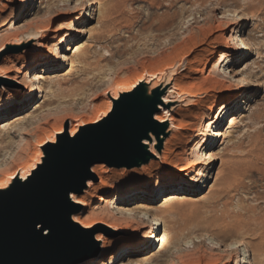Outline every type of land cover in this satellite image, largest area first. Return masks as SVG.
<instances>
[{"label": "rangeland", "instance_id": "obj_1", "mask_svg": "<svg viewBox=\"0 0 264 264\" xmlns=\"http://www.w3.org/2000/svg\"><path fill=\"white\" fill-rule=\"evenodd\" d=\"M90 1L43 0L41 5L30 4L14 16L19 18L18 24H23L24 27L51 17L49 29L63 25L71 32L82 28L85 33L77 37L71 51L63 54L65 58L61 59L65 61V65L60 63L59 69L40 68L36 71L41 77L40 86L44 92L37 93L29 107L0 119V162L6 161L3 162L4 167H0V178H13L9 177L11 171L26 163L34 151L35 163L40 151L43 153L44 146L49 142V133L57 130L61 122L77 119L82 124V127H77V131L79 127L81 130L85 126H95L91 124L102 119L105 97L110 95L114 86L124 87L116 97L124 96L134 88L153 86L158 87L165 97L166 85L170 83L173 91L175 81L186 76L181 79L183 89L196 94L197 98H191L198 99L200 103L197 106L191 105L188 110L180 109L173 115V118L181 119L185 125L184 131L176 130L175 136L180 135L177 137L175 153L180 155L171 156L169 159L174 169L168 171L163 164L154 162L152 164L157 165L151 166L143 176L150 173L156 177L159 172H163L175 180H181L206 171L208 181L204 186L200 185L199 188L189 191H168L155 200L152 212L159 217L157 231L141 255L148 252L157 254L149 264H243L244 261L241 260L244 257L247 258L245 264H252L253 261L256 263V260L252 261L253 249L264 248V0H102L101 5L93 8V19L79 20L82 8L80 3L83 2L85 8ZM234 15L245 20L236 22ZM174 20H181L178 27H171ZM191 35H194L192 41L187 39ZM232 38L236 39L235 42L242 38L251 52L240 62L239 58L230 56V53L218 47L222 42L230 46ZM8 40L7 45L0 49L1 53L7 49L1 55V60L11 50H36V53L45 42L44 39L33 40V37L22 42L13 40V37ZM194 40H198L199 46H194ZM3 41L0 38V45ZM193 46L195 50L191 49ZM188 49L190 55L188 54L186 60H190V66L199 71L190 72L183 64L170 75L163 77L162 73L176 66ZM76 52L81 57L76 61L74 59V63L69 62ZM7 55L6 58L12 60L20 57H14L12 53ZM220 56L227 57L220 70L226 69L227 74L233 75V81L235 80V83L232 82L235 93L228 97H221L217 93L225 80L211 70ZM207 57L211 59V64L204 71ZM14 65L21 67V63L14 62ZM171 75L174 77L168 80ZM240 77L248 83V87L242 92H238L239 85L236 84ZM0 79V90L13 91L19 87L17 83L8 84L2 76ZM157 79L167 80L153 83ZM175 96L166 101H172L175 105L181 101L187 106L192 100L185 101L179 95ZM237 97H240L239 103L235 102L230 107L234 113L227 122L224 123L223 119L218 127L214 125L209 128L208 125L215 122L218 114V111L213 114L209 112L214 100L220 98V106L227 107ZM158 104L159 102L155 108ZM110 106L111 101L106 115ZM31 117L35 120H31ZM93 117H96L94 122ZM28 118L29 123L25 124L23 121ZM21 121L24 124L20 135L17 132L19 126L15 125ZM154 127L162 130L156 124ZM69 129L70 126H67V137L63 139L65 142L72 140L68 135ZM217 130L223 137H219L217 144L208 150L214 155L211 166L200 164L194 169L189 167L191 161H199L193 151H190L194 144L203 138L205 140L208 134ZM191 132L198 134L194 141L187 138ZM59 134L61 133L54 131L53 137H58ZM185 148L189 150L183 151ZM32 161L25 169H28ZM100 165H105L107 172L110 171L107 173L108 184L121 183V177L112 173L117 171L108 170L117 168ZM134 173L125 175L137 176L132 175ZM145 178L135 177V186L124 192L115 207L131 206L136 202L133 200L139 198L146 188L155 187L145 181ZM153 180L156 181V178ZM76 209L79 216L87 220L86 210L80 207ZM91 211L97 218L93 223L104 221L114 227L97 230L99 235L106 238L105 245L108 241L128 238L125 230L116 229L117 226L126 225L123 218L116 215V210L108 209L103 203L95 201ZM94 226L96 225L88 228L93 229ZM163 232L169 235L167 246L170 249L167 250L159 249L158 239ZM241 238L246 245V254L243 256L240 252L236 254L234 250L235 243ZM98 244L101 247L100 241ZM137 244V240L130 243L113 264H127L134 256V251L140 250L136 249ZM99 254L94 261L100 260ZM262 259L260 258L261 261L264 260Z\"/></svg>", "mask_w": 264, "mask_h": 264}, {"label": "bare ground", "instance_id": "obj_2", "mask_svg": "<svg viewBox=\"0 0 264 264\" xmlns=\"http://www.w3.org/2000/svg\"><path fill=\"white\" fill-rule=\"evenodd\" d=\"M101 1L102 0H91L88 3V6L85 8L83 5L84 1L81 2L80 6L82 8H80L79 20L85 21V20L93 19V13H94L93 8L101 5V3H102ZM42 2H43V0H1V2H0V38H3V40H4L3 43L0 45V49H2L3 46L7 45L6 43H7V41H9L8 40L9 37H13V40H17V41H21V42L27 41V38H30V37H33V40H36V41H38L40 39L45 40V42L42 43V47L39 48L40 50L36 53H35L36 50L19 49L17 54H13L14 57L20 56L19 58L12 60L10 58H6L8 56L6 54L5 59H3V60L0 59L2 61V64L0 65V77L2 76L8 84L17 83L19 85V87L14 89L13 91L0 90V119H4V118L12 115L13 112H17V111H20V110H23V109L29 107L33 103V101L35 100L37 93L42 94L44 92V90L42 91V87L40 86L41 77L36 73V71L40 68H43L45 70L46 69L47 70L48 69H50V70L59 69L60 67L58 64H60V63H61V65H65L64 64L65 61L62 60L65 58L63 54H65L68 51H71V49H72L71 47H73L77 37H79L81 34L85 33V31H83L82 28L81 29H75L73 32H71V30L65 29L63 27V25H56L55 27H52L49 29V25L51 23V19H50L51 17H49V19L47 18L45 21L34 23L33 25L29 24L28 26H25V27L23 26V24H21V25L18 24L19 18L18 17L14 18V16L16 14L21 12L23 10V8L27 7L30 4L35 3V4L41 5ZM77 3H79V1ZM44 15H46V14H44ZM235 20H236V22L241 23L245 20V18L243 19L241 16L237 15V16H235ZM99 21H101V18ZM180 23H181V20L180 21L174 20L172 22L171 27H173V28L178 27V25ZM199 29H200V27H199ZM193 36L192 37L187 36V39L192 41L194 39ZM191 38H193V39H191ZM197 39H199V36ZM203 39H201V40H203ZM205 39H206V36H205ZM235 40H236L235 38H232V42H230V44H229L230 46H226V43L222 42V44L218 47L220 49H224L226 52L230 53V56L234 55L235 56L234 58H239V62H240L243 58H245L246 55H248L251 52L249 51V48L247 46L248 44L242 38H240L236 42H235ZM193 42H194L193 43L194 46H197L199 44L198 40H194ZM237 43H239V44L237 45ZM9 46H11V45H9ZM194 46H193V48H191V47L190 48L194 49L195 48ZM187 51L188 52L186 54H184L180 60H178L176 66L174 65L172 68H169L168 70H166L165 72L162 73L163 77L170 75L175 70L179 69V66H182L183 64H184V68L186 70L188 69L190 72L195 71L194 73H196V71H199V70H194L192 68V66H190L191 65L190 60H186L188 54L190 55V49H188ZM5 52H7V49L4 50L2 53L0 51V57ZM27 52H29L30 54H26ZM79 52H76L73 55V57L69 59V62L74 63V61H76V59L80 58L81 55ZM32 53H35V54H32ZM21 55H25V56H21ZM226 59H227V57L220 56V58L212 66V68L214 67V69H211V70H213V74L219 75L225 80L224 81L225 83H223L221 85L220 89H218V91H217V93L221 97H228L230 94L233 95V93H235V91H234L235 88L233 87V84H232V82L235 83V80L233 81V75L229 76L226 72V69L222 68L220 70L221 65L224 63V61H226ZM14 62L21 63V67H16L14 65ZM210 64H211V59L209 57H207L205 59V64H204L203 70L207 71V68L209 67ZM208 72H209V70H208ZM173 77H174V75H171L167 79L171 80V78H173ZM184 77H186V76H184ZM184 77H182V78H184ZM182 78H178L175 81V84L173 85V91H171L172 86L170 83L168 85H166V87H165L166 95H165V97H163L164 95L162 96L159 104L156 107L158 111H157V113H155V115L153 117V120L158 124V126H160V127L166 126V133H168V136L163 143V148H162L161 154H158L156 151V148H155V145H156L155 135L150 134L149 136H150L151 144L149 143V138L145 139L143 142L144 144H150L149 145V152L153 156V158L149 161L148 164H145V165L141 166L140 168H132V169H125V168L112 169V168H109L108 170L117 171V172H112V173H116L118 176L121 177L122 181L118 185L108 184L109 180H108L107 173H110V171L107 172L104 164H103L104 167L101 166L100 164H96V165L91 167L92 177L86 182V188L83 191V193L81 195H78V194H71L70 195L72 203L74 205H76V207H78V208L80 207V209L86 210V212L88 214L87 220H85V218L80 217L81 215L79 216V211L76 209V214L72 217V221L83 229H89L88 227H92L95 224L96 226H94V228H93V230L96 231L94 239L96 242H98V241L101 242L100 254H99L100 260L94 261L93 259L96 258V257H94V258H92V259H90V260H88L82 264H113V262L117 259V257H119L120 253L130 243H132L136 240L138 241L136 249H140V250L134 251V256L131 257L130 260L127 261V264H149L150 262L153 261V258H155L154 256L156 253L150 254L151 252H148V254H144V255H141V254L145 251L144 250L145 246L151 242V239H153V236L155 235V232L157 231L156 223H157L159 217L157 218L156 217L157 215H155L154 212H152L154 209L152 204L155 202V200L158 197L163 196L168 191H174L175 189L180 190V191H187V190L189 191V190L194 189V188H199L200 185L204 186L207 183L208 176L206 175V171L201 173L200 175L195 176V177L184 178L181 180H177V179L175 180L174 178H172V176L171 177L167 176L163 172H159L156 177L150 173L146 174L147 176H145V175L143 176V174H145L151 168V166L157 165L156 163L163 164V166L166 167V170L171 171L172 169H174V166L169 162L170 157L171 156L178 157L180 155L178 153H175V151L177 150L176 149L177 137L180 134L178 136H175V135H176L177 129H181L182 131H184L185 125L181 119L178 120L176 118H173V115L180 109L188 110V108L191 105L197 106L200 103V101L198 99L193 100V98H191V97L197 98L196 94H194L191 91H185L183 89L184 87H183V84L181 83ZM208 78H210V77H208ZM167 79H157L153 83L165 81ZM236 84L239 85L238 92H242L244 89H246L248 87V83H247L246 79H244L243 77H240V79L238 80V82H236ZM186 86H187V84H186ZM141 89H143V87L134 88L133 90H130L124 96L135 93ZM147 89L149 90L150 93H161L158 90V87H156V86L148 87ZM121 90H124V87H120V86L116 85V86H114L113 91L110 92V95L105 97V105H104L105 108H104V112H103L104 114L102 116V119H99L96 121V117H93V119H94L93 122L96 121L94 124L104 122L106 119H108V117L110 115L111 108L115 105V101L119 100L121 97H124V96L116 97V96H119L118 93ZM114 94H116V95L112 96ZM173 95H176V96L179 95L180 96L179 98L182 100H185V101L192 99L191 100L192 103L189 102V104H187V106H184L182 104V102L179 100H178L179 103H177L176 105L173 104L172 101L167 102L166 100L171 98ZM117 98H119V99H117ZM239 100H240V97H237L236 99H234L229 104V106L223 107V106H220L221 99L216 98L213 102L212 107L209 108V112L211 114H213L216 111H218V114L216 116L215 122L208 125L209 128L213 127L214 125H215V127H218L223 122V119H225L224 123H226L227 120L229 119V117L231 115H233V113H234L233 108L230 109V107L235 102L239 103ZM109 101H111V106H110V110H109L108 114L106 115V113L109 109ZM225 109H227V112H224ZM50 110H51V108H50ZM53 111H54V109H53ZM46 115H48V114H46ZM177 116H180V113H177ZM73 118H76V117H73ZM90 119H92V118H90ZM31 120H33V118ZM34 120H35V118H34ZM219 120H220V122H219ZM80 121H82L83 124L85 123L84 120H80ZM23 122L25 124L29 123V118L25 119ZM23 122L21 121V123L15 125V126H19L17 128V132H19L20 135L23 132V128H22L23 124H24ZM93 122H91V123H93ZM30 123H31V121H30ZM94 124H91V125H94ZM216 124H217V126H216ZM67 126H70V129L68 131L69 137L74 138L79 133V131H81V130H79V128L82 127V124H81V122H78L77 119H72V120H70V122L69 121L68 122L67 121L61 122L59 124L58 128H56L57 130H54V128H53V130L55 132L61 133V134H59L60 139H64V137L67 136V131H66ZM78 126H80V127L78 128V131H77ZM88 128H89L88 126H85L84 130H86ZM24 132H27V131H24ZM53 132L49 133L50 135L48 137L46 136L47 140L49 142L46 143V146H44V147L49 148V144L56 143L57 136L54 138ZM174 132H175V134H173ZM203 137H205V136H203ZM219 137L221 139L223 136L220 134L219 130H217L215 133H211L210 135L208 134L205 137L206 138L205 140H203L204 139L203 138L198 143H195L192 150H190V151H193L194 156L197 157L196 159L199 161L196 163L191 161L189 164L190 165L189 167H192V169H194V168H196L197 165H200V164H202V165L208 164L210 167L212 162H213L214 155L211 154V152L208 150L211 148V146H214L215 144H217L216 142H217ZM52 138H54V139H52ZM187 138L190 141H194L196 138H198V134L191 132V134L187 135ZM187 138H186V140H187ZM42 140H44V139H42ZM209 140H210V143L207 144V141H209ZM43 142L44 141H42V143ZM206 144H207V146H206ZM206 149H207V151H205ZM185 150L188 151L189 149L188 150L186 148L183 149V151H185ZM34 156H35V151L28 158L29 160L26 163H24L23 165L22 164L19 165V167L17 166L15 169H13V172L11 171V175L9 177H13V178L10 179L7 176L3 178V176H2L0 178V190H4L9 185H11L10 184L11 181L16 182L18 180H26L29 176H31L32 172L37 169L39 164H41V159L43 158L42 150L40 151V156L35 163H34L35 159L33 160ZM4 158H6V157L4 156ZM9 158H10V156H9ZM31 161H32L31 165L28 167V169H25L30 164ZM3 162L6 163L5 160L0 162V167H4L5 164ZM154 162H156V163L152 164ZM136 171H142V173L136 172ZM15 172H16V175H15ZM118 172H120V173H118ZM134 172H136V173H134ZM218 172H220V171H218ZM126 173H134L132 175H137V176H131V175L128 176V175H125ZM220 174H221V172H220ZM135 177H141V178L146 177L145 181H148V183L150 185H154L155 187L154 188H149V187L146 188L144 190V192H141L139 198H137L136 200H133L136 202L134 204H132L131 206L126 207V208H116L115 204H117V202H119V198L123 194H125L124 192L128 191L129 189H131L132 187L135 186ZM6 178H8L9 180L7 179V181L5 182ZM154 178H156V181L153 180ZM100 191H103V193H100ZM83 194H84V196H82ZM95 201H99V202L103 203L104 207H106L108 209H113V210L117 211L116 215L122 217L123 218L122 220H124V223L126 225L117 226L116 229L125 230L128 234V238H120V239L108 241L107 244L105 245L106 238L104 236L99 235V232H97V230H99L101 228H106V227H108V228H114V227L112 225L107 224L104 221H100L99 223H97V222L93 223L92 222L94 219H97L94 217V214L91 211V207ZM81 213H82V211H81ZM165 224H167V221H166V223H164V229H165ZM168 236H167L166 232H163V235L158 239L159 249L163 248V249L167 250L170 247V246L169 247L167 246V243L169 242ZM245 246L246 245H245L244 240L242 238L239 239L234 245V250H236V254H237V252L242 253V256L244 254H246ZM252 254H253L252 261L256 260V263H255V261H253L252 264H264V260H263L264 259V248L253 249ZM261 256H263V257H261ZM259 257L263 258L262 259L263 261H261ZM107 259H108V261H107ZM246 259L247 258L244 257L241 260V262L244 261L243 264H245ZM238 261L239 260H236V262H238Z\"/></svg>", "mask_w": 264, "mask_h": 264}, {"label": "water", "instance_id": "obj_3", "mask_svg": "<svg viewBox=\"0 0 264 264\" xmlns=\"http://www.w3.org/2000/svg\"><path fill=\"white\" fill-rule=\"evenodd\" d=\"M162 96L145 87L121 97L108 119L88 131L82 128L86 132L70 142L58 136L56 143L44 147L31 176L0 190V264H82L98 256L96 231L72 221L76 205L70 195L83 193L96 164L117 169L148 164L153 158L150 134L161 154L168 133L153 117ZM148 138L150 144H144Z\"/></svg>", "mask_w": 264, "mask_h": 264}]
</instances>
